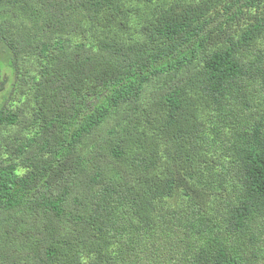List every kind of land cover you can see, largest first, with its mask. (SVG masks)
<instances>
[{
	"label": "trees",
	"instance_id": "1",
	"mask_svg": "<svg viewBox=\"0 0 264 264\" xmlns=\"http://www.w3.org/2000/svg\"><path fill=\"white\" fill-rule=\"evenodd\" d=\"M0 62V264H264V0H0Z\"/></svg>",
	"mask_w": 264,
	"mask_h": 264
},
{
	"label": "rangeland",
	"instance_id": "2",
	"mask_svg": "<svg viewBox=\"0 0 264 264\" xmlns=\"http://www.w3.org/2000/svg\"><path fill=\"white\" fill-rule=\"evenodd\" d=\"M2 60L7 63V60H9V57L6 56V57L2 58ZM1 66H2V69H3V80H4V84H3L2 90L5 91L7 89V86L9 84V81H10L11 77L13 78V73L11 72L10 67H9L8 64L5 66L4 63H1Z\"/></svg>",
	"mask_w": 264,
	"mask_h": 264
}]
</instances>
